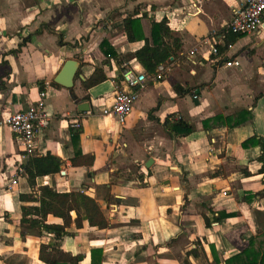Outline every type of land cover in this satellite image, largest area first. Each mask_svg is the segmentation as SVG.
Instances as JSON below:
<instances>
[{"label":"crops","instance_id":"obj_1","mask_svg":"<svg viewBox=\"0 0 264 264\" xmlns=\"http://www.w3.org/2000/svg\"><path fill=\"white\" fill-rule=\"evenodd\" d=\"M244 2L0 0V264H44L39 246L50 235L20 226L21 206L39 203L19 197L36 196L42 184L82 191L102 206L108 227L72 224L60 243L64 250L84 253L79 264L90 262L92 249L101 250L100 264H224L264 230V196L243 200L264 189L262 147L241 145L250 137L264 141V30L237 35L231 48L218 44L222 59L199 44L211 31H221ZM129 15L139 17L147 38L151 21L167 17L181 46L171 71L161 80L148 79L121 125L102 114L119 86L120 67L112 59L102 63L100 43L107 41L124 65L144 70L134 53L145 40L129 41L123 29ZM225 58L238 59L240 66L226 67ZM68 59L79 63L70 88L54 82ZM95 67L107 78L86 89L82 82ZM41 89L50 123L37 136L34 153L63 159L64 174L31 183L18 171L27 160L24 145L2 119L36 101ZM82 102L89 107L79 109ZM171 114L194 131L170 136L163 123ZM217 116L240 123L205 129L203 121ZM75 121L82 129V154L93 156L90 168L70 162ZM138 173L145 175V186ZM14 177L17 184L11 185ZM218 212L230 215L215 221ZM47 221L61 223L53 216Z\"/></svg>","mask_w":264,"mask_h":264},{"label":"trees","instance_id":"obj_2","mask_svg":"<svg viewBox=\"0 0 264 264\" xmlns=\"http://www.w3.org/2000/svg\"><path fill=\"white\" fill-rule=\"evenodd\" d=\"M123 29L129 41L144 39V45L137 49L134 53L136 61L143 67L147 75L151 76L156 73L159 65H168L176 57L180 49V39L175 37L168 25L167 17H163L159 21H151L150 38L144 37L141 33L139 17L129 15L123 20ZM139 31V33H137ZM237 35L227 37L228 43L233 42ZM230 41V42H229ZM100 47L103 48L105 59L103 64H107L110 60H114L120 67L117 82L121 77L123 69L127 66L123 64V59L105 40H102ZM107 76L102 67H95L92 74L86 78L82 84L88 89L98 83L106 80ZM40 91H43L41 89ZM240 123V119L232 121L230 117L205 119L203 125L208 129L211 125L228 127L236 126ZM165 131L172 137L188 136L194 131V126L183 120L177 114H171L163 123ZM81 127L72 126L71 141L74 148V156L70 159L72 166H84L90 168L92 166L93 156L82 154L80 148ZM251 144H259L262 147V153L258 160L262 163L259 172L264 175V141L260 138L250 137L242 142L243 147ZM64 160L60 157L47 152L46 154H30L22 167L28 180L34 183L38 177L46 175L61 174V166ZM245 175H249L247 170H243ZM144 174L138 173L135 177L138 179L140 186H145ZM264 182V180H263ZM264 196V189L255 193H246L243 197L244 201L251 202L253 198ZM22 201H37L38 206H21L20 226L27 230H37L40 233H48L50 239L48 242H42L39 246V259L44 264H79L84 260V253H72L61 247V241L64 236L68 235L67 229L74 224L76 228L83 227L86 221L90 227L103 229L109 226L108 220L102 211L101 204L92 196L79 190L60 191L55 190L49 184L38 186V194L32 195L21 193L19 195ZM74 213V215H73ZM230 215L225 212H218L214 217L215 221ZM49 216L61 219V223H50L47 221ZM205 225L210 226L209 219L203 216ZM22 235H24L22 231ZM195 254V250H193ZM101 263V250L92 249L90 251V262L88 264ZM224 264H264V230L256 231L255 235L247 240L246 247L224 260Z\"/></svg>","mask_w":264,"mask_h":264},{"label":"built area","instance_id":"obj_3","mask_svg":"<svg viewBox=\"0 0 264 264\" xmlns=\"http://www.w3.org/2000/svg\"><path fill=\"white\" fill-rule=\"evenodd\" d=\"M259 30H264V0H245L221 31H211L201 39L199 44L206 45L212 55L217 59H222L224 55L220 53L218 44L222 43L227 48H231L232 43L224 41L228 36L249 34ZM194 52L195 50L190 51L192 54ZM223 63L226 67L240 66V61L236 58H225ZM169 71H171L170 64H161L157 67L156 73L149 76L135 64L127 65L122 71L119 86L114 91L110 105L102 109V114L114 118L117 123L123 125L148 79L161 80ZM45 96L46 92L40 91L36 101L22 110L8 113L2 119V123L24 145L27 157L35 154L36 138L50 123V115L45 107ZM73 126L80 127V124L75 121ZM18 171L24 173L23 167H19ZM16 184L17 178L14 177L11 185Z\"/></svg>","mask_w":264,"mask_h":264},{"label":"water","instance_id":"obj_4","mask_svg":"<svg viewBox=\"0 0 264 264\" xmlns=\"http://www.w3.org/2000/svg\"><path fill=\"white\" fill-rule=\"evenodd\" d=\"M78 66H79V63L77 61L73 59H68L65 62L63 68L58 73V75L55 77L54 82L66 88L72 87L73 79H74ZM88 107H89L88 102H82L79 105V109H84ZM149 163H152V159H149ZM146 166H148V163H146ZM61 174H64V171H61Z\"/></svg>","mask_w":264,"mask_h":264}]
</instances>
